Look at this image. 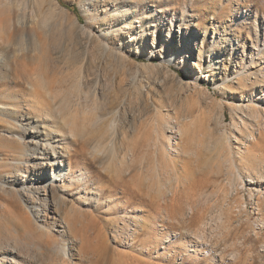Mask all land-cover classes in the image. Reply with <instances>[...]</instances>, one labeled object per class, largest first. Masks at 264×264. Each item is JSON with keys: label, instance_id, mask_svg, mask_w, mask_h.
<instances>
[{"label": "rangeland", "instance_id": "374dc122", "mask_svg": "<svg viewBox=\"0 0 264 264\" xmlns=\"http://www.w3.org/2000/svg\"><path fill=\"white\" fill-rule=\"evenodd\" d=\"M148 1L0 0L2 48L36 51L35 61L21 63L23 86L41 77L54 93L60 90L57 99L51 93L45 97L53 104V124L59 127V104L73 97L79 78L82 85L89 83L92 94L97 89L99 98L106 97L109 105L117 101L122 109L120 117L108 115L83 131L79 118L64 158L67 165L71 159L74 176L83 173L87 184L76 181L68 191L63 186L67 179L49 181L63 189L58 195L67 208L76 210L69 214L72 232L59 217L67 218L66 205H52L50 193L24 170L27 158L8 152L4 141L17 132L9 122L19 121L23 113L10 119L13 112L0 111V234L20 231L18 217L26 214L38 227L56 218L62 234L50 228V235L65 247L68 264H245L233 254L244 257L243 240L249 237L254 249L246 263L264 264V226L251 204V224L240 233L211 232L221 200L215 192L226 178L222 136H231L229 143L236 147L242 144L235 135L242 139L254 129L264 145V90L256 84L242 88L239 81L264 72V0H187L188 6L184 0ZM196 23L207 31L199 39L206 44L203 60L193 50L184 62L167 65L164 57L173 55L186 32L181 24L193 30ZM154 43L157 58L151 55ZM2 48L0 54L8 52ZM250 106L263 113L258 123ZM80 115L85 117L83 111ZM241 118L255 127L238 131ZM109 122L119 123L118 148L104 155L93 146ZM176 124L186 129L184 136L172 139L182 149L179 154L172 150L171 162L166 156L158 160V134L170 136ZM61 129L67 130L64 119ZM52 177L48 168L46 178ZM47 195L45 221L44 214L36 218V210L45 209Z\"/></svg>", "mask_w": 264, "mask_h": 264}, {"label": "bare ground", "instance_id": "6f19581e", "mask_svg": "<svg viewBox=\"0 0 264 264\" xmlns=\"http://www.w3.org/2000/svg\"><path fill=\"white\" fill-rule=\"evenodd\" d=\"M151 1L154 0H149L148 2ZM160 1L169 2L171 0ZM177 2H179V0H176L175 3ZM187 2V0H184L186 6H188ZM161 8L163 9L166 7ZM166 10L169 11L170 9L167 7ZM199 19L201 20L202 17ZM183 29L186 32L184 34L181 33L179 45L175 49L176 51L171 57H164L163 59L167 65L184 62L185 55L188 54L187 56L189 57V53L191 55L193 50L197 51L199 61L203 60L206 44L204 38L201 41H199V39L207 31L198 23L194 25L193 30H189L188 26H182L181 24L180 30ZM168 37L170 38L171 36L169 35ZM4 44L5 39L2 37L0 41L1 48ZM153 47L154 49L151 50V55H157L159 57L160 55L157 53L158 51L155 43ZM2 49L8 50V52L3 51L0 54V111L7 113L13 112L12 115L7 116H12L10 119H14V115H19L21 112L23 113L19 121L14 120L9 122V126L16 129L17 132H12L14 136L9 137L7 141H3L8 144V152L10 155L24 156L27 158L25 160L28 165L24 166V170H26V173L30 171L33 172L37 177L36 180L42 183L43 191L45 193H50L52 205H66L64 197L58 195L59 189L62 191L63 189L55 186V183L58 181L54 179H61L60 182H65L67 179L69 184L64 183L63 186L64 188L67 187L68 191L75 188L76 181H79V183H88L83 173L79 174L77 178L74 176L76 172H74L75 168L73 167L71 159L68 158L69 164L67 165V159L64 158L66 154H69V148L73 143L72 138L77 135V130L80 127L79 118H82L80 128H82L83 131L94 126L99 120H102L108 115L114 118L120 117L122 115V109L120 110L116 103L117 101L112 100L110 101L111 105H109L106 97L99 98L97 89L92 94V88L87 86L89 83L87 84L86 82L85 84V82H83L85 85L84 87L81 82L82 78H79V82L72 86V91H74L73 97L69 100L65 99L64 105L59 104L61 108L59 112L63 115L62 119L60 121L58 120L59 127H57V121L56 124H53L51 121V119H53V104L50 105V103L47 102L49 100H46V98L47 94L51 93L54 95V98L57 99L58 95L55 94L60 92V90L54 93V86H48L46 78L41 77H34L30 80V86L24 87L22 84V82H24L23 75L25 77V73H22L20 69L21 63L32 60L35 61L37 56H34L33 52L36 51H21L17 53L18 50L11 51L7 47ZM160 51H163V49ZM194 66L201 71V66L198 63ZM261 71H264V67ZM239 81L242 83V88H247L248 85L254 86L256 84L257 87H261L264 90V72L260 75L253 73L252 76L239 79ZM239 81L236 83L239 84ZM225 82L224 80V83ZM250 103H254L253 99H251ZM57 104L58 102L56 105ZM248 108L252 110V115L250 114V116L256 119V122L258 118L263 116L262 111L256 107L250 106ZM80 111H83L85 117L80 115ZM63 119L66 120V131L61 129L63 128ZM5 124L7 123L5 122ZM105 124L107 130L101 137L100 142L93 146L96 152L103 153L104 155L107 152L114 153L116 151L118 148V143L116 141L118 138L117 134L120 131L119 123L109 122V124ZM249 126H251V128L255 127V125L251 123L248 125V122L242 118L241 121L236 124L238 131L244 128L249 130ZM171 127L172 128L169 130L170 136L164 133L158 134V160L159 158L164 159L166 156L167 160L171 162L174 160L172 150L174 149V151L179 154L182 149L179 143H176V146H174L172 139L175 140V137L178 135L181 137L184 136L186 134V129L182 124H176L174 127L171 125ZM244 137L247 139V143L242 142ZM230 138L231 136L226 134L221 138V149L223 152L221 157L222 166L224 167V174L222 176L226 178L221 180V186H218V191L215 192L217 196L221 194V200L218 202L220 204L219 207L216 206L215 208V210H217V215L212 216V222H214L216 227H213L211 231L217 232L221 229L222 234H224L225 231L227 235H230L229 233L231 231L238 234L246 225L249 226L251 224L252 217L249 214L250 211H248L249 204L253 206L255 210L253 211L257 212L259 217H261L262 220L260 223L264 226V145H261V141H259V138L256 136L254 129H251L250 134H248V136H243L242 139L235 135V139L241 142L243 146L238 145L233 147V145L229 143ZM61 142H65L66 145L61 144ZM57 145H62V149L60 150L62 154L58 151L59 147H57ZM55 163H58L60 168L56 169ZM48 168L52 170L53 177L47 179ZM55 171L57 172L55 173ZM88 176L89 181L92 182V174L90 176L89 173ZM49 181L55 183L49 184ZM87 189L89 191L91 190L89 187ZM174 199L175 195L172 200L173 202ZM44 201L46 203L49 202L48 195ZM45 205V209L36 210V215H38L36 218H40L43 216L41 214H44L46 221V213L49 207L48 203ZM54 208L55 207H53V209ZM70 212H76V210L68 207L66 209L67 218H64L62 214H60L59 217L66 221L68 229L72 232L74 230V225L71 224L73 222H71L72 219L69 218ZM168 214L171 215L170 212H168ZM18 221L20 231L16 230L13 234V230L9 229L5 234H0V264H68L71 261L65 258V247L61 246L59 242L50 235V228H57L60 234H62V231H60L61 223L57 222L56 218H54V220H49V222L46 221L41 227H38L36 225L37 221L28 214L24 217H18ZM238 227L240 230H238ZM45 230H47V232ZM243 241L246 247L244 257H241L240 252L233 255L238 256V262H245V264H247L244 258L252 257L254 248L252 249L250 247L252 238L245 237ZM239 242L243 245L240 240Z\"/></svg>", "mask_w": 264, "mask_h": 264}]
</instances>
